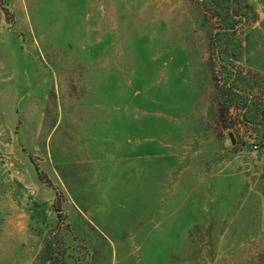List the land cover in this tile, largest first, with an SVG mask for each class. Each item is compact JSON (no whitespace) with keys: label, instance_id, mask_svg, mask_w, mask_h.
I'll list each match as a JSON object with an SVG mask.
<instances>
[{"label":"rangeland","instance_id":"obj_1","mask_svg":"<svg viewBox=\"0 0 264 264\" xmlns=\"http://www.w3.org/2000/svg\"><path fill=\"white\" fill-rule=\"evenodd\" d=\"M193 1L0 0V264H264V0L223 117Z\"/></svg>","mask_w":264,"mask_h":264},{"label":"trees","instance_id":"obj_2","mask_svg":"<svg viewBox=\"0 0 264 264\" xmlns=\"http://www.w3.org/2000/svg\"><path fill=\"white\" fill-rule=\"evenodd\" d=\"M200 1V6L203 9L204 15L211 21H215L216 27L213 28V32L209 39V60L212 57L217 61V67L221 75L224 78L222 86L218 85V68L213 70L212 77L216 83L215 89L218 90L219 95L227 99L224 104L225 112L220 111V117H223V113H227L236 101L237 96L242 93L238 90V78L242 77V74L236 70L235 51L237 47H234L233 43L237 42L238 28L243 26L248 19V16L253 12L252 7L243 0H196ZM195 0L193 2H196ZM217 71V72H215ZM236 75L234 79L232 75ZM218 104H220L218 102ZM220 109V108H219ZM58 212V210H57ZM51 241L45 243L42 252L39 256V264H65V252L63 249L53 248Z\"/></svg>","mask_w":264,"mask_h":264}]
</instances>
